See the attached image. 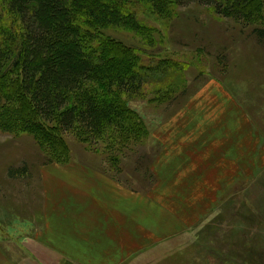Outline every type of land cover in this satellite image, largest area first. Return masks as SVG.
<instances>
[{
	"label": "rangeland",
	"instance_id": "rangeland-1",
	"mask_svg": "<svg viewBox=\"0 0 264 264\" xmlns=\"http://www.w3.org/2000/svg\"><path fill=\"white\" fill-rule=\"evenodd\" d=\"M109 1L122 7L127 2L133 5V13H127L137 23L135 30L105 20L87 23L92 19L86 17V7L75 8L76 18L93 28L101 40L132 50L141 65L156 66L159 60L169 59L180 64L181 72L171 73L163 84L145 82L139 94L99 81L84 82L71 94V102L91 97L123 104L133 112L132 121L140 120L144 127L143 131L135 127V135L109 125L93 134L84 133L79 124L71 131H61L57 119L52 118L45 125L50 135L47 139L55 141L57 149H49L54 145L47 146L46 139L25 128L0 130L1 257L8 262H19L25 256L33 264H81L37 246L23 247L22 240L31 236L35 227L42 233L49 232L51 238L61 225L65 232L73 230L75 236H80L75 231L91 224L96 234L86 235L85 239L96 240L101 246L103 236L109 238V229L102 231L100 218L95 213L94 218L85 214V198L70 183L71 173L54 171L62 162L58 160H67L58 165V170L73 171L76 162L72 161H78L83 163L78 165L102 171L98 180L105 182V198L110 205L119 206L114 214L121 222L122 248L128 241L127 249L119 253L123 258L96 259L94 264H264V0L252 3L250 20L223 17L212 7L198 3L184 7L170 4L165 13L158 14L140 0ZM79 2L86 6L90 0ZM19 31L20 22L8 10L7 0H0V47L13 45ZM10 64L4 65L0 74V107H5L3 116L0 108L2 126L12 102L18 105L22 100L30 105L21 89L20 71ZM177 78L183 84L163 97ZM208 92L233 99L234 108L241 114L235 116L234 123L229 120L233 119L231 102L224 111L221 102L205 95ZM200 94L204 98L202 110L193 103ZM169 132L185 142H198L197 136L200 142L216 143L206 158L203 150L200 155H191L195 171L196 164L202 165L201 177L197 180L188 175L179 189L185 192L187 201L177 202L182 210L176 214L180 221L176 241L143 245L137 240L141 234L134 232L135 220L141 216L153 219L158 211H152L146 202L141 210L138 203L142 201L134 193L153 186V164L163 149L162 142H168ZM60 153L64 155L59 157ZM85 168L91 171V167ZM43 170L42 204L47 214L59 213L45 231L39 204ZM49 170L54 172L48 174ZM61 212L68 222L59 220ZM148 235L144 231L145 240ZM224 256L225 263L221 261Z\"/></svg>",
	"mask_w": 264,
	"mask_h": 264
},
{
	"label": "trees",
	"instance_id": "trees-1",
	"mask_svg": "<svg viewBox=\"0 0 264 264\" xmlns=\"http://www.w3.org/2000/svg\"><path fill=\"white\" fill-rule=\"evenodd\" d=\"M79 1L7 0L8 10L18 18L21 31L13 45L9 46L4 40L9 47H0V74L4 65L9 63L20 71L21 89L30 105L26 106L22 100L20 103L16 100L18 105L12 102L10 115L7 120L5 118L4 126L0 125V130L25 128L46 139L44 143L47 146L54 145L49 149H57L55 141L47 139L50 135L45 125L52 118L57 119L61 131H71L79 124L84 133L93 134L100 133L103 126L109 125L135 135V127L141 131L144 127L140 120L132 121L133 112L123 104L108 98L96 101L91 97L71 102V94L78 91L84 82L90 81L105 82L119 90L139 94L145 82L152 80L163 84V79L171 73L180 74V64L169 59L159 60L156 66L141 65L140 58L132 50L117 42L101 40L93 28L76 18L75 8L86 7V17L92 19L87 23L98 24L105 20L135 30L137 23L127 13H133L134 9L129 2L121 4L122 7L109 0H90L86 6ZM140 1H143V5H151L158 14L165 13L170 4L184 7L198 3L212 7L223 17L250 20L251 6L255 0ZM176 80L175 84L165 89L163 97L175 92L178 84H183L178 78ZM1 109L3 116L5 107ZM61 155L64 153H60L59 157ZM58 161H62L58 164L67 163V160ZM221 261L225 263L226 257Z\"/></svg>",
	"mask_w": 264,
	"mask_h": 264
},
{
	"label": "crops",
	"instance_id": "crops-1",
	"mask_svg": "<svg viewBox=\"0 0 264 264\" xmlns=\"http://www.w3.org/2000/svg\"><path fill=\"white\" fill-rule=\"evenodd\" d=\"M205 95L209 97H215L217 101H219V103L221 102L223 104L224 111L229 109V105L231 102V110L229 112L230 115H233V119L230 118L229 120L233 121V123L235 116L239 117L241 115L239 109L234 108L232 104L233 99H228L223 94L217 92H208ZM203 99V94H200L199 97L193 99V103L195 101L201 110L204 108ZM220 110H222V108H220ZM197 114L199 115V112ZM224 120L226 119L224 118ZM198 121L200 122V120ZM226 122L227 120L223 123ZM196 139L198 142H185L184 140L178 139L176 135L174 136L169 132L168 142H162L163 149L160 155L157 156L158 159L156 158L157 160L153 164V175L156 178L153 186L143 193H134L137 200L139 199L142 201L138 203L139 206L141 204V210L145 209L146 202L147 204H151L150 208L152 209V211H158V214L153 219H144V217L141 216V218H139L140 220L138 218H136L135 220L136 224H134V232L136 233L138 231L141 234L140 240H137L143 245L147 244L154 246L155 244H161L165 242L167 243L173 240V242L176 241L178 234V230L176 227L177 221H179L176 214L178 213V210H182V205L177 202L183 201L182 204H185L187 201V198L184 195L185 192L179 189L183 188L184 180L188 175L189 177H197V180L201 177L200 171L202 165L198 166V164H196L195 171L194 162H191V155L195 153L200 155L202 154L203 150L206 152V158L208 153L211 154L213 152L212 145L216 143L209 140L200 142L197 136ZM190 148H194V150H191ZM72 162L83 164L78 161ZM76 163L72 165L74 166L73 171L58 170V165L61 164L56 165L57 170H52L56 172L71 173L70 180L73 182L70 183L74 185L75 189L81 191L83 199L85 198L84 204L88 207V209H86L85 211V214L90 216L91 218H94L95 216L97 219L100 218V227L102 231L105 228L109 229V238L107 239V236H103L101 246H98V242L96 240L91 241L84 238V236L86 235L96 234L94 227L91 224L87 228L81 227L80 229L75 231V233L80 236H75L73 230L65 232L64 226L61 225L60 231L52 235L51 238L49 232L42 233L41 231L43 230H40L39 227H35L32 231V235L29 236L26 240H22L21 244L23 245V247L27 248L28 246H37L47 252H56V254L63 259L71 260L72 262L76 261L81 264H94V260L96 259L108 260L114 257L123 258V256L119 257V253L123 252L124 249H127L128 241L125 242L126 245L124 246V248H122L124 241H122L121 238V222L116 219V216L114 214V211L117 210V207L119 206L114 207L110 205L109 201L105 198V195L102 191L105 182H101L98 180V175H101L100 172L102 171L96 170L92 166L84 164L86 167H91V171L88 172L85 166L78 165ZM54 171L49 170L48 174ZM96 172L100 174H97ZM59 176L63 177L62 175ZM40 177L41 187L39 193H41L42 195L44 194V179L46 177L44 170L41 172ZM192 186H194V184H192ZM170 195L172 197H170ZM181 196L183 197V199L181 198ZM42 203H44L45 205V200L43 201V195L42 202H40L39 204L42 206V212L45 218L43 219L45 231L47 229L48 222L51 223L55 218L58 217L59 213L57 211L55 213L56 216L53 213L47 214L45 211L46 208L44 209ZM171 211L174 212L173 215ZM59 220L63 223L68 222L63 219L62 212L59 216ZM162 224L165 225L164 229ZM150 229H155V231ZM144 231H147L149 233L146 240ZM1 251L2 250L0 249V264H28L30 263V260L33 264L32 259H26L25 256L19 262H8L1 257ZM29 251L31 252L32 249H30Z\"/></svg>",
	"mask_w": 264,
	"mask_h": 264
}]
</instances>
